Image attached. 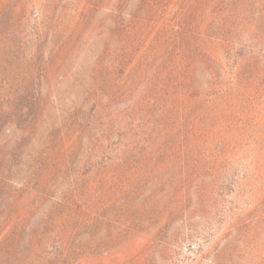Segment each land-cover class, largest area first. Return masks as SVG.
<instances>
[{"label": "rangeland", "instance_id": "374dc122", "mask_svg": "<svg viewBox=\"0 0 264 264\" xmlns=\"http://www.w3.org/2000/svg\"><path fill=\"white\" fill-rule=\"evenodd\" d=\"M0 264H264V0H0Z\"/></svg>", "mask_w": 264, "mask_h": 264}]
</instances>
